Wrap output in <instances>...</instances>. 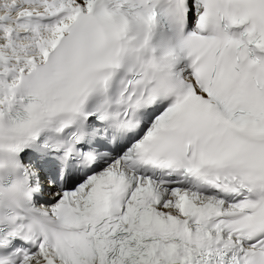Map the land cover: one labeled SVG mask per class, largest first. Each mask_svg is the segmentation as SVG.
I'll list each match as a JSON object with an SVG mask.
<instances>
[{"label":"snow or ice","instance_id":"1","mask_svg":"<svg viewBox=\"0 0 264 264\" xmlns=\"http://www.w3.org/2000/svg\"><path fill=\"white\" fill-rule=\"evenodd\" d=\"M0 264H264V0H0Z\"/></svg>","mask_w":264,"mask_h":264}]
</instances>
